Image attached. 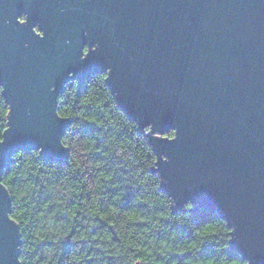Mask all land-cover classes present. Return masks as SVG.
<instances>
[{
  "label": "water",
  "instance_id": "water-1",
  "mask_svg": "<svg viewBox=\"0 0 264 264\" xmlns=\"http://www.w3.org/2000/svg\"><path fill=\"white\" fill-rule=\"evenodd\" d=\"M96 72L141 130L172 127L176 140L148 135L173 210L217 211L231 247L264 264V0H0V264H21L4 170L20 150L67 159L58 97Z\"/></svg>",
  "mask_w": 264,
  "mask_h": 264
},
{
  "label": "trees",
  "instance_id": "trees-1",
  "mask_svg": "<svg viewBox=\"0 0 264 264\" xmlns=\"http://www.w3.org/2000/svg\"><path fill=\"white\" fill-rule=\"evenodd\" d=\"M96 72L69 81L57 111L69 119L66 160L20 150L2 174L19 221L21 264H248L217 211L173 210L143 130ZM10 104L0 87V139ZM173 132L167 133L171 136Z\"/></svg>",
  "mask_w": 264,
  "mask_h": 264
},
{
  "label": "snow or ice",
  "instance_id": "snow-or-ice-1",
  "mask_svg": "<svg viewBox=\"0 0 264 264\" xmlns=\"http://www.w3.org/2000/svg\"><path fill=\"white\" fill-rule=\"evenodd\" d=\"M33 24L35 25L40 24V26L43 27L42 23L36 20L35 18H33L32 15L30 19H23L19 22V25L29 27L36 37H39L41 40H46L47 39V36H45L46 30H44V32L42 33H36L34 30V27H32ZM171 129L172 127H168L163 124H156L153 129H150V131H155L156 133H165V132H170ZM5 131H7V129H5ZM168 139L176 140L177 137L175 135H172L171 137H164L163 140L161 141L166 142ZM3 144H4V140L0 139V145H3ZM17 223H19V221H17Z\"/></svg>",
  "mask_w": 264,
  "mask_h": 264
},
{
  "label": "flooded vegetation",
  "instance_id": "flooded-vegetation-1",
  "mask_svg": "<svg viewBox=\"0 0 264 264\" xmlns=\"http://www.w3.org/2000/svg\"><path fill=\"white\" fill-rule=\"evenodd\" d=\"M27 18H28V14H26V13H23V14L19 17L20 21L23 20V19H27Z\"/></svg>",
  "mask_w": 264,
  "mask_h": 264
}]
</instances>
